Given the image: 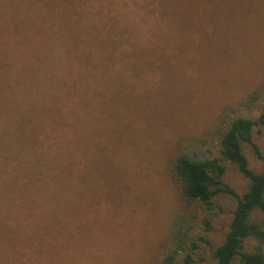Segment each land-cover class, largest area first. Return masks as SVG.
<instances>
[{"label":"rangeland","instance_id":"1","mask_svg":"<svg viewBox=\"0 0 264 264\" xmlns=\"http://www.w3.org/2000/svg\"><path fill=\"white\" fill-rule=\"evenodd\" d=\"M7 10L0 2V17ZM160 17L146 15L147 48L132 64L88 79L84 157L48 202L64 213L22 247L3 236L1 209L0 264H149L177 197L170 157L264 80V0H164ZM252 143L264 155V128ZM243 153L264 173L251 145ZM223 182L238 194L247 187L229 164ZM234 207L229 196L213 199L208 229L191 235L192 264H213Z\"/></svg>","mask_w":264,"mask_h":264},{"label":"trees","instance_id":"2","mask_svg":"<svg viewBox=\"0 0 264 264\" xmlns=\"http://www.w3.org/2000/svg\"><path fill=\"white\" fill-rule=\"evenodd\" d=\"M0 2L8 9L0 17L1 228L23 247L50 229L44 221L64 213L48 202L68 188L84 157L94 104L86 95L88 79L132 64V55L147 48L146 15L160 19L164 0ZM256 128H264V80L226 105L204 136L172 154L177 197L149 264H192L191 235L208 229L213 199L221 195L235 207L223 242L211 253L213 264H264V173L252 171L243 153L249 144L264 162L252 143ZM226 164L246 179L242 194L223 182Z\"/></svg>","mask_w":264,"mask_h":264}]
</instances>
